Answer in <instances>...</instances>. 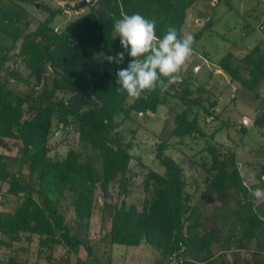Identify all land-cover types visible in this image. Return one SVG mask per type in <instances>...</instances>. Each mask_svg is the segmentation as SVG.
<instances>
[{
	"label": "trees",
	"instance_id": "trees-1",
	"mask_svg": "<svg viewBox=\"0 0 264 264\" xmlns=\"http://www.w3.org/2000/svg\"><path fill=\"white\" fill-rule=\"evenodd\" d=\"M81 1L56 8L42 3L41 9L47 15L31 29L33 19L25 4L34 0H0V146L12 141L20 151L17 157L0 152V183L6 182V193L16 198L11 212L0 211V246L11 249L22 234L29 243L37 235L38 253L48 248L49 264L56 245L67 247V251L83 245L87 254L93 255L90 245L65 221L58 208L61 198H70L75 223L87 229L98 188L106 196L110 183L117 179L120 194L129 193L131 144L114 131L118 116L128 119L133 114L155 113L172 92V96L187 105L174 111L171 134L184 137L200 131L197 116L189 117L192 106L201 107L199 96L193 97L190 70L186 74L180 72L176 83L167 90L143 93L139 99L130 101L126 93L116 92L115 83L117 67H126L128 58L119 66L103 59L104 55L121 50L119 37L113 31L114 19L141 14L156 21L158 37L169 27L182 36L187 9L198 0H93L86 6H81ZM71 7H78L79 13L60 28L55 27V19ZM211 23L209 19L193 35L195 42ZM260 27L262 38L237 63L231 51L217 61L232 81L249 91L246 98L252 100L259 98L257 89L264 81V16ZM16 63L24 66L25 75L14 66ZM9 77L23 83L26 90L8 85ZM215 104L213 101L210 106ZM54 120L62 128L77 125L78 142L95 150L100 164L83 159L82 151L72 147L62 156L52 158L54 146L50 138ZM260 123L264 125V115ZM166 148L165 141L157 144L156 158L164 170L162 174L148 173L145 186L151 188L149 198L139 205L127 204L125 199L114 205L110 228L103 238L110 244L151 245L161 254L154 264L163 263L174 251H178L176 264H197L199 255L209 258L214 232L207 230L196 235L199 214L187 205L190 195L182 168L164 153ZM206 150L210 157L206 170L211 177L199 198L213 192L224 201L222 194L229 188L247 195L239 213L236 212L241 225L239 239L248 245L255 239L258 250L253 264H261L264 199L253 207L233 153L226 154L213 144H208ZM261 150L260 154H264V148ZM11 158L17 161L15 171L7 166ZM258 165L252 188H264V161ZM192 218L193 223H189ZM17 253L8 256L5 264H27ZM189 254L194 255L187 257Z\"/></svg>",
	"mask_w": 264,
	"mask_h": 264
},
{
	"label": "rangeland",
	"instance_id": "rangeland-1",
	"mask_svg": "<svg viewBox=\"0 0 264 264\" xmlns=\"http://www.w3.org/2000/svg\"><path fill=\"white\" fill-rule=\"evenodd\" d=\"M78 1L34 0L32 4H25L33 19L31 29L35 27L38 20L44 19L47 15L41 9L42 3L56 8L66 3L73 6ZM216 1L195 2L187 9L181 29L182 35L185 33L194 35L209 19L212 21L210 28L206 29L207 31L194 43V51L180 71L184 74L189 70L197 72L191 88L193 97L199 96L201 107L192 106L189 117L197 116L200 131L184 137L171 134L174 111L182 110L187 105L172 96V92L167 94L166 103L159 105L155 113L148 111L145 114H133L132 118L128 119L118 116L114 121V131L120 133L124 142L131 144L132 158L127 180L129 193L120 194L117 179L110 183L106 196H103L98 188L95 191L94 207L87 229L75 223L70 198H61L58 201V208L63 213L65 221L85 240L87 245H90L93 255H88L83 245L69 254L66 252L67 247L56 245L53 248L51 264H74L75 258L85 259L86 264H95L94 256L96 255L99 257V263L97 261L96 264H100V260L105 264L108 255L106 245L103 246V236L110 228L114 205H119L122 199H125L127 204L134 202L139 205L144 198H149L151 188L148 189L145 186L148 173L155 171L162 174L164 170L156 158L157 144L161 141L167 144L164 153L173 158L182 168L183 178L186 181L185 188L190 195L187 205L194 207L196 214H199L196 235L200 236L207 230H215L214 233L223 231L218 239L213 238L215 240L211 247L213 244L216 245L213 250L218 248L222 251L229 245L234 249V252L228 254L229 260H233L234 264H253V258L254 262L256 261L258 246L255 239L249 245L244 243L242 247H238L236 241L240 238L241 230L237 213L240 211L239 206L246 202L247 195L245 196L242 191L236 193L233 188H229L222 194L224 201L217 198L213 192L205 195L203 199L199 197L200 193L206 189L211 177L206 170L210 166V157L206 150L208 144H213L226 154L233 153V158L243 177V183L248 188L256 182L255 173L258 170V163L264 161V154H260L261 149L264 148V125L260 123L264 115V81L257 89L259 98L248 99L246 97L249 91L241 89L242 87L232 81L229 75L217 65L220 57L229 51L234 53L237 63L238 59L262 38L260 21L264 16V0H221L219 4H216ZM77 9L78 7L66 9L63 15L55 19L53 23L55 27L60 28L73 19L79 13ZM3 41L6 42V40ZM194 63H198L200 67H192ZM14 66L20 69L23 75L26 74L22 64L16 63ZM8 85L15 89L26 90L23 83L10 77ZM240 91H243L242 95ZM213 101L216 104L210 106ZM77 135V125L71 124L62 128L60 123L54 120L50 138L54 148L50 156L58 158L72 147L82 151L83 159L88 158L93 163L100 164L101 160L97 152L82 146L77 140ZM0 152L17 157L20 151L10 141L0 146ZM7 166L15 171L17 161L11 158ZM151 182L152 179L148 180L149 184ZM7 186L6 182L0 183V211L9 213L16 204V198L6 193ZM248 197L252 200L253 207L263 201V199L253 198L250 194ZM194 219L192 218L189 223H193ZM262 226L264 227V224ZM231 234L235 238L232 242L233 238L230 239L232 236L229 237ZM24 236L25 234H22L21 240L14 242L11 249L0 246V264H5L7 257L12 256L14 251L18 252V258L26 260L27 264H49L46 259L49 249L43 248L38 253V236L33 235L30 243ZM141 247L142 252L138 253ZM121 249L126 250L122 252ZM126 251L129 253H125ZM111 252H113L114 264H154L158 257H161V254L151 245L138 247L119 245ZM124 253L128 255L124 256ZM216 254H218L217 257L222 256V252ZM212 255L213 253L209 256ZM260 255L261 264H264V250ZM187 257H190V254Z\"/></svg>",
	"mask_w": 264,
	"mask_h": 264
},
{
	"label": "clouds",
	"instance_id": "clouds-1",
	"mask_svg": "<svg viewBox=\"0 0 264 264\" xmlns=\"http://www.w3.org/2000/svg\"><path fill=\"white\" fill-rule=\"evenodd\" d=\"M113 31L119 37L121 50L104 55L103 59L119 66L128 58L126 67H117L115 83L116 92L126 93L130 101L139 99L143 93L164 91L175 84L195 43L192 34L178 36L174 27L158 37L156 21L141 14L114 19ZM248 191L253 198L264 199V188L249 187Z\"/></svg>",
	"mask_w": 264,
	"mask_h": 264
},
{
	"label": "crops",
	"instance_id": "crops-1",
	"mask_svg": "<svg viewBox=\"0 0 264 264\" xmlns=\"http://www.w3.org/2000/svg\"><path fill=\"white\" fill-rule=\"evenodd\" d=\"M192 67H194V68H198V67H200L199 66V64L198 63H194L193 65H192ZM192 72V71H191ZM190 72V74H191V76H192V78L193 79H195V77H196V74L195 73H197L196 71H193L192 73ZM195 75V76H194ZM213 232H215V230H212ZM223 231H219V233H214L213 234V237H215L216 239H218L219 237H220V235H221V233H222ZM219 235V236H218ZM230 236H232V234L231 235H229V237ZM231 238H233L232 240H231V242L232 241H234V236H232V237H230V239ZM215 240V239H214ZM237 241V246L238 247H242V245L244 244V240H241V239H239V240H236ZM103 246H105L106 245V249H107V261L105 262V264H114V257H113V252H111V250L113 249V248H117L119 245H122V244H110L107 240H106V238L104 239L103 238ZM231 242L229 243V244H231ZM213 243H214V241H213ZM239 243H240V245H239ZM118 245V246H117ZM140 245H146L145 243H140L139 245H137V246H135V247H138V246H140ZM123 246V245H122ZM126 246V245H125ZM216 245H214L213 244V246L211 247V253H213V255L212 256H209V258L208 259H205L204 257H200V259H198V261H196L197 262V264H234V261L233 260H229V253L231 254L232 252H234V249H232V248H230L229 247V245L226 247V249L224 250H222V251H220L218 248L217 249H214L213 250V247L214 248H216L215 247ZM232 246V245H231ZM143 247V246H142ZM142 247L140 248V250H138V251H136V253L138 252V253H140V252H142ZM148 249V248H147ZM66 250H67V248H66ZM124 250H126V249H121V251L122 252H124ZM241 250H244V249H241ZM111 253H110V252ZM68 254L70 253V252H73V251H71V250H68V251H66ZM128 251H126L125 253H127ZM217 252H222V256L220 257V256H218L217 257V255L218 254H216ZM124 253V256H126V255H128V254H125ZM129 253V252H128ZM194 254H191L190 255V257H192ZM96 258H98L99 259V257L96 255L95 256ZM121 257H122V254H121ZM217 257V258H216ZM94 260H95V258H94ZM95 262V264L97 263L96 261H94ZM87 262H86V260L85 259H80V258H75L74 259V264H86ZM98 263H99V261H98ZM100 264H103L102 262H101V260H100Z\"/></svg>",
	"mask_w": 264,
	"mask_h": 264
},
{
	"label": "built area",
	"instance_id": "built-area-1",
	"mask_svg": "<svg viewBox=\"0 0 264 264\" xmlns=\"http://www.w3.org/2000/svg\"><path fill=\"white\" fill-rule=\"evenodd\" d=\"M177 253L178 251H174L171 254H168L166 256V259L161 264H176L178 261V259L176 258Z\"/></svg>",
	"mask_w": 264,
	"mask_h": 264
},
{
	"label": "water",
	"instance_id": "water-1",
	"mask_svg": "<svg viewBox=\"0 0 264 264\" xmlns=\"http://www.w3.org/2000/svg\"><path fill=\"white\" fill-rule=\"evenodd\" d=\"M93 0H82L81 1V6H86L88 4H90ZM38 6V5H37Z\"/></svg>",
	"mask_w": 264,
	"mask_h": 264
}]
</instances>
